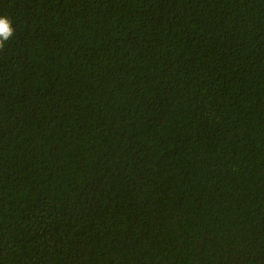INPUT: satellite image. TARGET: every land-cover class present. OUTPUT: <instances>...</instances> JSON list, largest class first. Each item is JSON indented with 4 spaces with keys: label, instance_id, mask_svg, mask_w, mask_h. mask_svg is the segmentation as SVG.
I'll return each mask as SVG.
<instances>
[{
    "label": "trees",
    "instance_id": "trees-1",
    "mask_svg": "<svg viewBox=\"0 0 264 264\" xmlns=\"http://www.w3.org/2000/svg\"><path fill=\"white\" fill-rule=\"evenodd\" d=\"M0 15V264H264V0Z\"/></svg>",
    "mask_w": 264,
    "mask_h": 264
},
{
    "label": "clouds",
    "instance_id": "clouds-1",
    "mask_svg": "<svg viewBox=\"0 0 264 264\" xmlns=\"http://www.w3.org/2000/svg\"><path fill=\"white\" fill-rule=\"evenodd\" d=\"M13 32L10 19L5 15H0V49L4 48V42L13 35Z\"/></svg>",
    "mask_w": 264,
    "mask_h": 264
}]
</instances>
